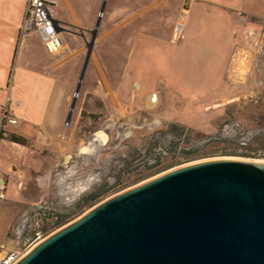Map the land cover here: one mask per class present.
<instances>
[{
  "label": "rangeland",
  "instance_id": "obj_1",
  "mask_svg": "<svg viewBox=\"0 0 264 264\" xmlns=\"http://www.w3.org/2000/svg\"><path fill=\"white\" fill-rule=\"evenodd\" d=\"M69 1L71 15L52 2L53 13L64 14L60 53H46L35 33L23 37L19 27L20 52L28 47L38 55L31 68L39 96L31 95L39 102L27 113L13 103L20 112L15 127L27 130L24 142L38 154L23 197L0 214L7 237L28 242L34 228L54 233L102 201L188 163L264 161V0H107L67 122L84 38L89 42L102 0ZM170 125L186 129L172 143L181 131L165 136ZM156 162L149 171L172 166L134 183ZM101 190L90 206L81 202Z\"/></svg>",
  "mask_w": 264,
  "mask_h": 264
},
{
  "label": "water",
  "instance_id": "obj_2",
  "mask_svg": "<svg viewBox=\"0 0 264 264\" xmlns=\"http://www.w3.org/2000/svg\"><path fill=\"white\" fill-rule=\"evenodd\" d=\"M107 0H102L66 121ZM62 31V29H60ZM15 264H264V162L210 159L164 171L91 208Z\"/></svg>",
  "mask_w": 264,
  "mask_h": 264
},
{
  "label": "crops",
  "instance_id": "obj_3",
  "mask_svg": "<svg viewBox=\"0 0 264 264\" xmlns=\"http://www.w3.org/2000/svg\"><path fill=\"white\" fill-rule=\"evenodd\" d=\"M49 1L55 3V0ZM26 2L27 0H0V115L7 103L6 113L13 118L20 113L13 104L15 101L22 102L25 113L29 111L32 103L39 102V99L35 100L31 95V92H36L37 97L39 96L38 89L34 87L39 83V76L31 68L34 59L38 55L29 52L28 47L20 52L18 43V31L23 19ZM57 3L58 6H65L69 11V15L72 14V3L69 0H58ZM53 7L52 4L51 14L59 22L58 16L63 17L64 14L58 10L53 13ZM89 14L87 12L85 16L88 17ZM59 24L62 25L60 22ZM26 52H29L30 56L25 54ZM26 116L28 115L26 114ZM15 126L16 124H6L4 130L21 137L23 144L0 138V183L4 182L6 184L5 198L0 202V214H4V210H8L11 202L15 203L23 197L22 186L28 181L34 166H36V154L38 153L34 150L32 144L24 142L29 143L30 140L27 130H24L22 126ZM0 226L2 228L0 230V247L2 246L0 254L26 245V238H22L21 242H17L13 238L7 237L8 228L4 224L1 225L0 223ZM21 234V230L17 228L16 238H20Z\"/></svg>",
  "mask_w": 264,
  "mask_h": 264
},
{
  "label": "built area",
  "instance_id": "obj_4",
  "mask_svg": "<svg viewBox=\"0 0 264 264\" xmlns=\"http://www.w3.org/2000/svg\"><path fill=\"white\" fill-rule=\"evenodd\" d=\"M52 4L53 3L49 0H27L20 26V34L24 37L35 33L39 37L46 53L56 55L63 50L64 44L61 36L62 31L60 30L61 25L51 14L50 8ZM6 104L0 115V131L4 130L6 124H17V120L8 116L6 113ZM5 189L6 184L1 182L0 202L5 198ZM51 233V230L42 231L41 229L34 228L25 246L0 254V264H15L26 251L45 239ZM0 248H2V246Z\"/></svg>",
  "mask_w": 264,
  "mask_h": 264
},
{
  "label": "trees",
  "instance_id": "obj_5",
  "mask_svg": "<svg viewBox=\"0 0 264 264\" xmlns=\"http://www.w3.org/2000/svg\"><path fill=\"white\" fill-rule=\"evenodd\" d=\"M179 130L181 131L180 133H176V134H172L170 136V139L167 141L168 143H172L174 141H178L180 139V136L182 135V132H184V130H186L184 127H179V126H176V125H170L169 127H167V131H163V133L165 134V136H169V131L170 130ZM168 133V134H167ZM0 138H4V139H7V140H10L12 142H16V143H19V144H23V139L15 134H10L8 132H6L5 130H1L0 131ZM162 144V143H161ZM186 158V157H185ZM159 163H155V164H152L151 166H148L147 167V171L146 173L142 174L139 178H137L135 180L134 183H137L141 180H144L146 178H149L155 174H158L164 170H167L169 169L172 165H163L161 166L159 169L155 170V171H149L151 170L152 168H155V166H157ZM106 192V190H101V191H96V192H92V193H89L87 194L85 197H83L81 199V202L84 203V205H89L90 202L94 201L95 199L101 197L104 193ZM90 206V205H89ZM72 213L70 212L69 215H71ZM66 216H68L67 214L66 215H59V218H58V221L57 223H61L62 221H64V219L66 218Z\"/></svg>",
  "mask_w": 264,
  "mask_h": 264
},
{
  "label": "bare ground",
  "instance_id": "obj_6",
  "mask_svg": "<svg viewBox=\"0 0 264 264\" xmlns=\"http://www.w3.org/2000/svg\"><path fill=\"white\" fill-rule=\"evenodd\" d=\"M181 26V25H180ZM264 162V161H263Z\"/></svg>",
  "mask_w": 264,
  "mask_h": 264
}]
</instances>
